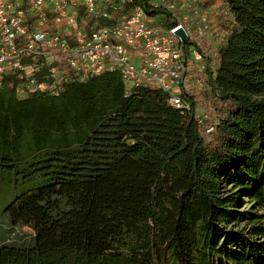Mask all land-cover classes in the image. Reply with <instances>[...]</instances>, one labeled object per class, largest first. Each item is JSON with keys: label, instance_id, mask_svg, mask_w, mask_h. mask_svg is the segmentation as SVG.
<instances>
[{"label": "trees", "instance_id": "trees-1", "mask_svg": "<svg viewBox=\"0 0 264 264\" xmlns=\"http://www.w3.org/2000/svg\"><path fill=\"white\" fill-rule=\"evenodd\" d=\"M224 1L211 131L119 72L57 97L0 88V173L21 189L0 264H264V0Z\"/></svg>", "mask_w": 264, "mask_h": 264}, {"label": "built area", "instance_id": "built-area-1", "mask_svg": "<svg viewBox=\"0 0 264 264\" xmlns=\"http://www.w3.org/2000/svg\"><path fill=\"white\" fill-rule=\"evenodd\" d=\"M234 22L224 0H0V88L57 97L119 72L126 96L159 89L201 123L195 94L211 88Z\"/></svg>", "mask_w": 264, "mask_h": 264}, {"label": "rangeland", "instance_id": "rangeland-1", "mask_svg": "<svg viewBox=\"0 0 264 264\" xmlns=\"http://www.w3.org/2000/svg\"><path fill=\"white\" fill-rule=\"evenodd\" d=\"M209 89L211 88H207L206 90L204 89L196 93L197 96L202 94V96L200 97L202 100H199L198 102L199 105L197 106V113L200 114L202 118L200 124L202 126H205L207 131H211V129L213 128V124H207L206 120H214L215 123L216 116V111L211 102H209L211 101V99H207L204 96V92ZM24 188L25 187H23L22 189ZM20 190L21 189L16 186L13 177H7L0 173V242L3 241L2 239L4 238V233L7 234L6 225H8V217L3 213V210L5 206L10 203L16 195L19 194ZM261 214L264 215V211H262ZM15 232L22 235L26 234L29 237V235L32 233V230L29 227H19ZM14 234L15 233L12 232V234L5 240V242L13 240L15 237Z\"/></svg>", "mask_w": 264, "mask_h": 264}, {"label": "water", "instance_id": "water-1", "mask_svg": "<svg viewBox=\"0 0 264 264\" xmlns=\"http://www.w3.org/2000/svg\"><path fill=\"white\" fill-rule=\"evenodd\" d=\"M176 34L179 35L185 42L187 41V35L182 28L178 29Z\"/></svg>", "mask_w": 264, "mask_h": 264}, {"label": "crops", "instance_id": "crops-1", "mask_svg": "<svg viewBox=\"0 0 264 264\" xmlns=\"http://www.w3.org/2000/svg\"><path fill=\"white\" fill-rule=\"evenodd\" d=\"M3 242H5V240Z\"/></svg>", "mask_w": 264, "mask_h": 264}]
</instances>
